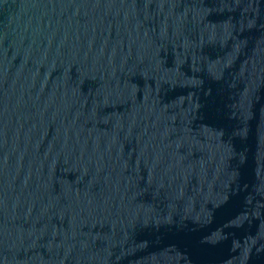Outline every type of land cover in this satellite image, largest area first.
Here are the masks:
<instances>
[{"label": "water", "instance_id": "water-1", "mask_svg": "<svg viewBox=\"0 0 264 264\" xmlns=\"http://www.w3.org/2000/svg\"><path fill=\"white\" fill-rule=\"evenodd\" d=\"M0 264H264V0H0Z\"/></svg>", "mask_w": 264, "mask_h": 264}]
</instances>
